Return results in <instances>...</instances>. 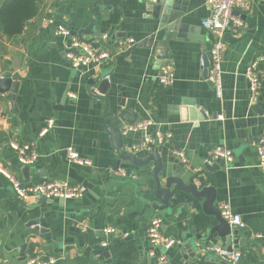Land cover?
<instances>
[{"label":"crops","instance_id":"1","mask_svg":"<svg viewBox=\"0 0 264 264\" xmlns=\"http://www.w3.org/2000/svg\"><path fill=\"white\" fill-rule=\"evenodd\" d=\"M147 4L38 0L37 14L19 35L8 39L0 29V74L10 72L18 79L14 96L0 93V167L25 184L61 180L83 188L79 198L22 200L0 173V264H27L37 256L55 257V264H151L146 229L152 216L161 217L163 237L175 240L168 250V264H232L208 249L224 247L217 233L209 241L198 242L190 232L193 228L205 236L216 223L203 212L204 199L186 209L181 204L174 209L178 201L171 199L168 208L157 209L151 174L155 162L134 166L121 160L116 168L118 154L106 130L112 118L96 96L109 100V112L128 108L136 121L153 120L155 125L146 132L122 134L123 151L144 157L156 147L165 166L161 177L173 174L185 183L204 181L214 188V206L219 209L221 203H228L244 223L238 247H227L240 250L237 264H264V167L254 145L264 122V0H248L234 10L243 26L223 37L220 96L199 64L200 55L208 59L214 40L201 25L209 15L206 0H187L185 37L168 42L166 64L174 74L168 86L156 78L162 65L155 57L162 49L160 42L147 47L146 40L158 26ZM60 26L72 34L83 30L74 35L110 53L119 40L132 38L135 43L128 54L122 51L96 66L75 69L65 56L70 37L57 33ZM254 60H259L262 71L255 97L245 74ZM104 78L109 81L106 94L88 83L94 79L98 84ZM184 99L193 100L206 117L198 113V120H190L192 112L182 110ZM121 102L123 106H118ZM157 130L168 132V137L160 144L144 145V136L154 138ZM10 142L30 144L38 154L36 161L21 164ZM217 145L229 148L233 160L208 171L205 163L215 161L205 159ZM68 147L92 165L68 162ZM180 150L186 155L185 163L176 154ZM179 196L181 203L192 201L190 195ZM107 226L116 234L105 236L102 229ZM188 242L196 247L193 261L185 248Z\"/></svg>","mask_w":264,"mask_h":264},{"label":"built area","instance_id":"2","mask_svg":"<svg viewBox=\"0 0 264 264\" xmlns=\"http://www.w3.org/2000/svg\"><path fill=\"white\" fill-rule=\"evenodd\" d=\"M141 1L155 2L156 0ZM247 1L248 0H206L209 15L202 20L201 25L209 30L214 38L208 53L209 71L207 78L211 82L218 96L221 95L222 90V61L225 51L223 37L227 31L237 30L243 26L241 17L235 15L234 10L243 7ZM57 33L62 36L70 37L68 50L66 51L65 56L70 67L75 69L96 66L106 58H110L122 51L130 49L135 43L132 38L119 40L113 52L110 53L107 48L97 50L91 47L90 44L80 40L77 36L72 34L67 27H58ZM102 39L105 40L106 36L103 35ZM204 56L205 55L202 54L199 57L200 66H204ZM258 64L259 60H254L245 70L246 77L250 83V92L254 97L259 91L262 78V71L259 69ZM104 77L108 78L109 75L106 74ZM156 78L163 86L170 85L174 79L172 67L169 64H162L158 69ZM154 125L155 122L150 118L139 120L124 125L122 128V134L136 131L146 132L149 127ZM168 135V132L157 130L154 138L145 135L143 144L146 146L152 143L160 144L168 137ZM254 145L257 149L259 163L264 167V122ZM10 146L16 151L17 159L23 165L33 164L38 157L35 148L30 144L10 142ZM133 148H137V146L134 145ZM65 153L66 158L70 163L87 166L92 165V161L89 158L81 156L72 147L66 148ZM176 154L184 163L187 161L186 155L183 151H177ZM219 158H222L226 163H231L233 160L232 151L222 145L214 146L208 152L205 161L211 162ZM0 173L9 180L16 197L22 200L41 197L45 198V200H52L53 198H61L65 200L79 198L83 194L82 187L71 184L67 181L54 180L25 184L4 167H0ZM219 210L222 217L228 220L232 227L242 228L244 226L240 215L233 213L228 203H221L219 205ZM161 227V217L152 216L146 229V240L149 244L147 256L150 259L151 264H168V250L175 242L173 238L163 237ZM102 232L105 236L116 234V230L110 226L104 227ZM106 244L107 241L102 240L101 245L106 246ZM208 249L213 251L217 256L228 259L232 264H237L241 258V252L238 249H229L220 245H211ZM55 262L56 258L52 256L48 258L37 256L27 260V264H55Z\"/></svg>","mask_w":264,"mask_h":264},{"label":"water","instance_id":"3","mask_svg":"<svg viewBox=\"0 0 264 264\" xmlns=\"http://www.w3.org/2000/svg\"><path fill=\"white\" fill-rule=\"evenodd\" d=\"M187 0H156L155 2H148L147 8L151 10L152 17L158 20L157 30L150 34L148 39V46L152 47L153 43L160 42L162 49L156 54L157 60L160 64L168 63V42L170 40H181L185 37V32L188 29L187 24L183 21L184 15L186 13ZM90 26H87L89 28ZM81 31H76L74 34H79ZM85 31V30H84ZM130 49L123 52L128 54ZM205 63L203 73L207 77L209 61L205 55ZM89 84L96 87V90L100 94H106L109 81L107 79H102L98 84L95 83L94 79H90ZM18 79L13 76L10 72H3L0 74V93L9 92L12 96L17 92ZM105 102V114L112 118V122L107 126L106 130L113 139V147L118 154V160L116 162V168L119 166L121 160H127L134 166H144L149 164V162H155V165L151 171L153 180L155 182L154 196L158 199V204L154 207L157 209H166L169 207V201L175 199L178 203L174 206V209L181 204L184 209L195 204V201L204 199L201 202V207L203 212L214 218L215 224L209 226V230L205 236L200 233H195L194 229L191 228L190 232L195 235V240L198 242L209 241L213 238L214 233H217L219 239H224V247H229L235 245L238 247V235L240 228L231 227L228 220L222 217L220 210L214 206L215 200V190L214 188L208 186L206 182L201 181L199 184L189 182L185 183L182 178L174 176L173 174H168L163 178L160 174L165 169L163 161L158 153V148L154 147L153 151L144 157H137L134 153H125L122 149L124 137L122 135V128L125 124H131L136 121V115L134 112L128 108H122L117 112H109V100L107 98H101ZM181 104L183 105L182 110L192 112L190 115V120H198V113L202 117H206L202 110H197V106L193 100L184 99ZM118 106H123V102L117 104ZM190 108H187V107ZM196 111V112H195ZM128 115L132 116L129 118ZM151 147L153 145H150ZM225 161L222 158L216 159L213 164L205 163V168L208 171L218 170L224 166ZM24 170H28V166H25ZM180 193L185 195H190L192 201L187 203L179 202ZM40 200L45 201V198L41 197ZM194 200V201H193ZM223 241V240H222ZM240 244V243H239ZM200 247H202L200 245ZM185 248L188 250L191 260H194L196 254V247L192 246L191 242L185 244Z\"/></svg>","mask_w":264,"mask_h":264},{"label":"trees","instance_id":"4","mask_svg":"<svg viewBox=\"0 0 264 264\" xmlns=\"http://www.w3.org/2000/svg\"><path fill=\"white\" fill-rule=\"evenodd\" d=\"M38 12V0H3L0 5V29L9 39L19 35L25 23Z\"/></svg>","mask_w":264,"mask_h":264}]
</instances>
